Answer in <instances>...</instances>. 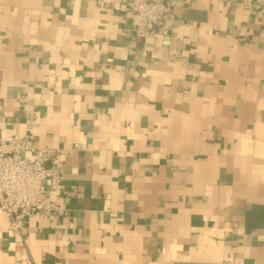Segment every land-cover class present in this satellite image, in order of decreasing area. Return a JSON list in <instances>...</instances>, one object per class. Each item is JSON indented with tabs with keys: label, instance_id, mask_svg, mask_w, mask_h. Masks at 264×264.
I'll return each mask as SVG.
<instances>
[{
	"label": "crops",
	"instance_id": "1",
	"mask_svg": "<svg viewBox=\"0 0 264 264\" xmlns=\"http://www.w3.org/2000/svg\"><path fill=\"white\" fill-rule=\"evenodd\" d=\"M156 1L140 36L130 0H0V143L65 170L0 264H264V5Z\"/></svg>",
	"mask_w": 264,
	"mask_h": 264
},
{
	"label": "built area",
	"instance_id": "2",
	"mask_svg": "<svg viewBox=\"0 0 264 264\" xmlns=\"http://www.w3.org/2000/svg\"><path fill=\"white\" fill-rule=\"evenodd\" d=\"M244 1L247 7L264 5V0ZM172 8V1L130 0L128 12L144 28L140 36L149 31L162 35L167 30L166 18ZM29 153L33 156L29 157ZM64 172L58 150L36 149L27 141L15 138L0 143V212L20 250H24L20 237L27 218L33 215L51 218L64 213L52 200L60 194Z\"/></svg>",
	"mask_w": 264,
	"mask_h": 264
}]
</instances>
